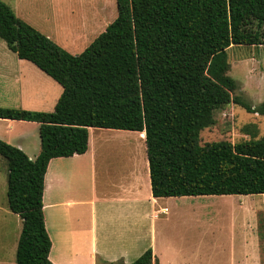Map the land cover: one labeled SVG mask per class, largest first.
<instances>
[{
  "label": "trees",
  "instance_id": "1",
  "mask_svg": "<svg viewBox=\"0 0 264 264\" xmlns=\"http://www.w3.org/2000/svg\"><path fill=\"white\" fill-rule=\"evenodd\" d=\"M116 16L71 53L0 0V38L61 87L51 111L0 107V118L38 123L30 158L0 138L6 203L22 221L15 264H53L43 213L49 161L83 154L88 128L144 132L154 197L264 194V135L200 143L214 111L233 102L227 49L264 44V0H115ZM255 132V131H254ZM158 264L148 247L131 262Z\"/></svg>",
  "mask_w": 264,
  "mask_h": 264
},
{
  "label": "rangeland",
  "instance_id": "2",
  "mask_svg": "<svg viewBox=\"0 0 264 264\" xmlns=\"http://www.w3.org/2000/svg\"><path fill=\"white\" fill-rule=\"evenodd\" d=\"M2 1L17 17L71 53L81 50L116 16L115 0ZM96 3L102 7L96 8ZM227 55V73L237 82L233 95L257 106L264 99V44L233 45ZM61 91L57 82L33 63L19 59L0 38V107L51 111ZM214 118L213 125L200 131L201 144L218 140L233 143L250 139L255 133L257 137L264 135V114L249 112L233 102L215 110ZM7 122L0 118V133L10 127L13 136H37L36 123ZM93 133L89 131L88 141L95 159V192L114 196L127 185L134 186L130 175L136 170V189L144 193L149 183L143 137L138 133ZM6 171V160L0 155V203L6 201ZM166 205L167 214L158 212L159 217L153 220V241L149 245L164 264H264V194L185 196ZM9 212L2 255L4 264H15L21 223ZM146 245L144 240L137 243L127 259L134 260L149 247Z\"/></svg>",
  "mask_w": 264,
  "mask_h": 264
},
{
  "label": "crops",
  "instance_id": "3",
  "mask_svg": "<svg viewBox=\"0 0 264 264\" xmlns=\"http://www.w3.org/2000/svg\"><path fill=\"white\" fill-rule=\"evenodd\" d=\"M101 7V4L96 3V8ZM7 120L9 125L13 124L12 119ZM89 131L94 132V136L97 131H109L119 136L135 133L140 135V132L132 130L90 127L88 140L90 139ZM10 133L11 129L7 127L4 133H0V138L21 148L30 158L38 155L40 151L38 133L37 136L34 135L28 139L24 134L13 136ZM147 172L149 184L144 193L136 189L137 172L135 170L134 174L130 175L134 186L129 184L114 196H101L95 192V159L90 152L89 141L88 149L83 154L52 158L45 173L43 191L44 221L51 241L50 261L53 264L131 262L127 258L131 256L130 252L136 248L137 243L144 240L147 242L146 246L152 245L153 220L159 217L158 212L167 214L166 204L170 203L171 199H181L185 196H152L148 168ZM163 208H166V211ZM9 211L6 201L2 199L0 203V264L6 263L2 255L1 243L3 236L8 233L7 220L11 217ZM18 223L22 226L20 217ZM18 236L19 234H17L16 244ZM149 247L152 249L151 246ZM152 252L158 264H164L163 259L160 260L153 250Z\"/></svg>",
  "mask_w": 264,
  "mask_h": 264
},
{
  "label": "bare ground",
  "instance_id": "4",
  "mask_svg": "<svg viewBox=\"0 0 264 264\" xmlns=\"http://www.w3.org/2000/svg\"><path fill=\"white\" fill-rule=\"evenodd\" d=\"M140 137L141 138L144 137V132L143 131L140 132Z\"/></svg>",
  "mask_w": 264,
  "mask_h": 264
},
{
  "label": "built area",
  "instance_id": "5",
  "mask_svg": "<svg viewBox=\"0 0 264 264\" xmlns=\"http://www.w3.org/2000/svg\"><path fill=\"white\" fill-rule=\"evenodd\" d=\"M164 211H166V208H163Z\"/></svg>",
  "mask_w": 264,
  "mask_h": 264
}]
</instances>
